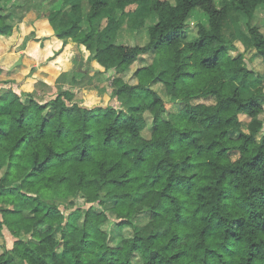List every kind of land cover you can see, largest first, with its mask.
I'll return each mask as SVG.
<instances>
[{"label":"trees","instance_id":"16d2710c","mask_svg":"<svg viewBox=\"0 0 264 264\" xmlns=\"http://www.w3.org/2000/svg\"><path fill=\"white\" fill-rule=\"evenodd\" d=\"M89 3L88 27L55 12L31 30L14 0H0V63L20 55L25 74L22 92L0 89V264H264V75L230 54L223 32L225 19L244 21L264 61V31L251 26L264 0ZM129 7L149 8L137 23L143 44L115 42ZM195 14L207 21L193 32ZM48 32L59 45L51 55L30 43L17 51ZM150 53L172 65L169 79L152 63L126 80ZM67 77L98 85L108 102L62 88ZM35 81L60 90L42 101ZM126 229L114 245L111 231Z\"/></svg>","mask_w":264,"mask_h":264},{"label":"rangeland","instance_id":"374dc122","mask_svg":"<svg viewBox=\"0 0 264 264\" xmlns=\"http://www.w3.org/2000/svg\"><path fill=\"white\" fill-rule=\"evenodd\" d=\"M20 8L17 9L18 13L22 12L23 14V22L26 26L30 27H39L43 26L44 24H47L49 22L48 17L55 12H61L62 16H66L71 19H77L80 22L84 23L87 27L88 24L90 23L91 19L93 18L92 16V11H91V5L89 3V0H14ZM173 1V0H169ZM219 6L222 5V0H218ZM11 4H9L10 6ZM116 10L113 9L111 11V14H115ZM149 8L148 7H129L127 9V12L124 16L122 26L123 29H120L117 33V36L115 38L116 43H126L129 45H137V44H143L146 41V37L144 36L143 32L140 33L137 30V23L141 19V17L148 15ZM16 15V11L14 12ZM13 14V17L15 16ZM18 20V16L16 17ZM264 8L261 7L257 13H255L252 16L251 19V26H260L261 29L264 31ZM157 20L156 15H152L151 17L148 18L147 20V25H150L154 23ZM247 22V19H244ZM207 18L204 14H196L192 19H190V29L195 32L196 26L199 23H206ZM32 30V29H31ZM31 32V31H30ZM223 32L230 36L232 35L233 37L231 38L233 47L230 50V54L232 56H238V55H243L245 58L246 64L250 67L255 69L257 72H260L261 74L264 75V61L260 57H254L255 56V51L253 48V44L251 42V37L248 31V27L246 26V23L244 21H238L234 18H227L225 19L223 23ZM32 34H29L25 42L23 43L19 48L18 52H22L26 45L29 43V48L31 50H43L45 53L48 55H51L58 47L57 43V38L56 35L53 32H48L43 35L39 36L40 43H36L32 45L33 40L28 39ZM79 52L77 49L75 50ZM20 54V53H19ZM94 54V53H92ZM81 57L84 58L86 61L89 60V53H80ZM19 56L20 55H13L11 58L8 60H2L0 63V89L7 88V87H12L16 91L22 92L24 90V78L25 74L23 69L19 66ZM153 63V70L154 72L160 76L161 79L163 80H168L171 70H172V65L168 64L159 58H155L154 53L147 54L145 56H142L141 59H139L137 62H135L132 67L125 72V79L135 83L136 79L133 76L134 71L144 65H151ZM89 70V64L86 62V65L84 66L83 72ZM116 71L115 69H111L106 75H105V83L104 85L101 84L102 86H106L108 93L111 92L110 89V83L115 75ZM93 74V73H92ZM91 74V75H92ZM63 82V87L66 89H71L74 92H76L77 96L79 98L85 99V97L89 96L87 98L88 101L91 100L92 96L98 97V101L101 103H106L108 102V97H105V94L100 92V87H97L98 85H93V90H86L88 88L87 82H83L81 84H72L70 81V78H66L62 80ZM71 83V84H70ZM98 83V82H96ZM259 85V81L257 79H252L250 84L244 85L243 90H242V96L247 97L256 88V86ZM35 86V91L37 92L38 99L42 101H48L50 100L53 96L57 94V92L60 90V88H57L56 86H51L47 83L39 82L36 81L34 82ZM158 90L161 91V88L158 87ZM264 117V114H263ZM264 132V131H263ZM261 132L260 134H263ZM146 134H148V131H146ZM5 171V167L2 168L0 171V175L3 174ZM179 171L180 172H186V173H191L190 170H188L187 166L185 164H181L179 166ZM69 200V199H68ZM68 200H58L61 205H64L65 208H68L69 202ZM142 222L144 221L143 219L141 220ZM111 239H113V244H119L121 236H130L131 231L130 229H126L123 232L111 231ZM4 233V245H6L7 248L12 249L14 246V243L16 241V238L12 235V233L5 228L3 230ZM22 236L24 238H27L30 240V233H29V228L25 227L22 230ZM0 252H2V249L0 247ZM68 259V257H66ZM86 262L89 261V259H85ZM138 260V258H136ZM71 264L73 262L69 261ZM139 262V260H138Z\"/></svg>","mask_w":264,"mask_h":264},{"label":"crops","instance_id":"0c3cea01","mask_svg":"<svg viewBox=\"0 0 264 264\" xmlns=\"http://www.w3.org/2000/svg\"><path fill=\"white\" fill-rule=\"evenodd\" d=\"M36 82V81H35Z\"/></svg>","mask_w":264,"mask_h":264}]
</instances>
